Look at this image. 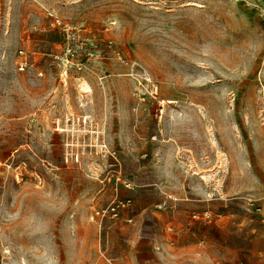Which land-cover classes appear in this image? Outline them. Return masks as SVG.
<instances>
[{"label": "rangeland", "instance_id": "obj_1", "mask_svg": "<svg viewBox=\"0 0 264 264\" xmlns=\"http://www.w3.org/2000/svg\"><path fill=\"white\" fill-rule=\"evenodd\" d=\"M0 264H264V0H0Z\"/></svg>", "mask_w": 264, "mask_h": 264}, {"label": "built area", "instance_id": "obj_2", "mask_svg": "<svg viewBox=\"0 0 264 264\" xmlns=\"http://www.w3.org/2000/svg\"><path fill=\"white\" fill-rule=\"evenodd\" d=\"M51 16V25L57 26L63 33L64 42H63V50L62 55L60 58L62 64V73L64 75L67 74L69 68L73 67L76 70H82L83 62L81 61L80 57V50H82V45L84 39L81 36L80 27L77 26H70L67 23H64L59 18L55 17L54 15L50 14ZM110 44L111 41H108ZM16 68L19 72H24L26 70H36L35 61L28 58L26 51L18 50L17 57L15 60ZM38 75H41V71H36ZM127 202H114L111 206V211H115L118 208H123L127 206ZM103 213V212H102ZM169 231H172L171 227L168 228ZM169 244H173V240H168Z\"/></svg>", "mask_w": 264, "mask_h": 264}, {"label": "bare ground", "instance_id": "obj_3", "mask_svg": "<svg viewBox=\"0 0 264 264\" xmlns=\"http://www.w3.org/2000/svg\"><path fill=\"white\" fill-rule=\"evenodd\" d=\"M81 91V90H80ZM161 101V100H160ZM164 102L166 103V104H170V103H176V101L175 100H173V99H165V101H161V104L162 105H164Z\"/></svg>", "mask_w": 264, "mask_h": 264}]
</instances>
